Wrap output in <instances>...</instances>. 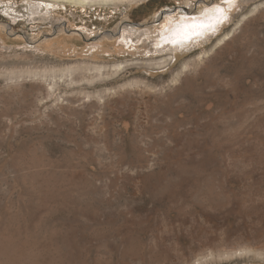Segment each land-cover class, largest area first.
I'll use <instances>...</instances> for the list:
<instances>
[{
	"label": "rangeland",
	"instance_id": "obj_1",
	"mask_svg": "<svg viewBox=\"0 0 264 264\" xmlns=\"http://www.w3.org/2000/svg\"><path fill=\"white\" fill-rule=\"evenodd\" d=\"M0 264H264V0H0Z\"/></svg>",
	"mask_w": 264,
	"mask_h": 264
},
{
	"label": "bare ground",
	"instance_id": "obj_2",
	"mask_svg": "<svg viewBox=\"0 0 264 264\" xmlns=\"http://www.w3.org/2000/svg\"><path fill=\"white\" fill-rule=\"evenodd\" d=\"M57 1H68V2H73L76 4H119V3H121V4L132 3L133 4V3H136L140 0H57ZM223 11H224L223 6L217 5V6L213 7L212 9H209L207 11L208 14L205 13L206 15L204 14L205 16L202 19H198V18L189 19V20L186 19L182 23L177 24L172 30H170L169 34L162 35V37L157 41V44L158 45H166L167 44L169 47H174L175 49H180V48L181 49H186V48L189 49L192 46H194L196 44V42L198 43L200 39H202L204 36H206L207 32L208 33L210 32V30L212 28L211 25H213L212 23H214L221 16ZM206 18H207V20H206ZM220 20H221V18H220ZM227 35H229V33L225 34L221 38L218 37L219 40L217 39L218 41L216 43V46L220 45L222 42H224L226 40ZM124 37H125V35H124ZM203 54H202V56H203ZM199 55L197 57H199L201 59L202 56L200 57ZM170 58L171 57H163L162 58L163 61H161L159 63L165 64L170 60ZM190 63L189 62L185 63L186 64V65L184 64L185 67L187 68V67L191 66ZM155 64H156V62H155ZM97 68H99V67H97ZM44 74L46 75V73H44Z\"/></svg>",
	"mask_w": 264,
	"mask_h": 264
}]
</instances>
